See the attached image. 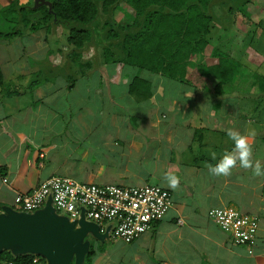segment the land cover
I'll use <instances>...</instances> for the list:
<instances>
[{
	"label": "crops",
	"instance_id": "0c3cea01",
	"mask_svg": "<svg viewBox=\"0 0 264 264\" xmlns=\"http://www.w3.org/2000/svg\"><path fill=\"white\" fill-rule=\"evenodd\" d=\"M49 3L0 0V20L42 18L39 7ZM12 42H0V211L52 176L156 184L170 191L172 206L138 238L120 241L132 264H264V176L239 162L228 177L212 176L206 166L233 149L229 128L248 137L253 162L264 166V122L254 118L251 98L239 88L244 75L218 92L204 74L186 72L179 81L104 57L97 66L80 54L45 60L48 47L28 35L24 48ZM11 50L33 63L12 59ZM165 172L180 178L176 189ZM221 206L258 219L254 255L207 216ZM96 240L92 259L100 249Z\"/></svg>",
	"mask_w": 264,
	"mask_h": 264
},
{
	"label": "trees",
	"instance_id": "16d2710c",
	"mask_svg": "<svg viewBox=\"0 0 264 264\" xmlns=\"http://www.w3.org/2000/svg\"><path fill=\"white\" fill-rule=\"evenodd\" d=\"M50 7L40 6L42 23L47 29L52 23L67 28L66 41L75 51L93 40L99 28L105 29L104 59L112 64L141 68L153 74L184 80L188 59L193 54L208 55L214 63L206 67L204 75L216 80L215 90L233 82L242 75L241 63L219 46L212 44L213 17L209 12L213 0H49ZM126 3L132 10L131 23L125 26L107 17L113 7ZM105 16V18H104ZM101 22V23H100ZM99 26V27H98ZM97 28V29H96ZM14 32H0L1 37ZM3 74L0 69V84ZM132 86H137V82ZM94 249H90L82 264H91ZM14 259L19 264H32V254L13 256L10 251L0 252V264ZM41 263L45 258L41 256ZM70 264H74L71 261Z\"/></svg>",
	"mask_w": 264,
	"mask_h": 264
},
{
	"label": "rangeland",
	"instance_id": "374dc122",
	"mask_svg": "<svg viewBox=\"0 0 264 264\" xmlns=\"http://www.w3.org/2000/svg\"><path fill=\"white\" fill-rule=\"evenodd\" d=\"M209 12L212 14L214 23L211 42L241 63L240 71L245 77L242 79L244 83H241L239 88L245 89L249 94L254 118L264 122V0H213ZM132 15L133 10L126 3L119 2L107 17L111 19V22L125 26L131 23ZM3 18L4 15H2ZM2 19L0 20V32H14V35L8 36L11 39L0 36V42L9 40L10 43L12 41L13 44L16 42L24 48L26 46L24 41L28 35L29 39L36 41V46H39V48L48 47L45 60L54 56V59L59 62L63 59L75 58L73 55L80 54L84 59H90V61H93V65L97 66L96 63L102 60L101 57H104V47L101 44H106L105 29L99 28L94 33L93 40L98 44L85 43L80 50L75 51L66 41L68 31L62 24L54 21L47 29L42 23L41 17L39 19L26 18L25 20ZM209 49L210 47L207 46L201 56L193 54L188 59L186 72L194 77L204 74L207 71L206 67L214 63V59L208 55ZM8 54L14 60L33 63V59L30 57L25 55L19 57L18 50H11ZM94 58L99 60L95 61ZM119 66L122 65L119 64ZM61 70L63 69L61 68ZM238 75H235L233 81ZM223 86L225 89L230 88L229 85H222L221 87ZM10 208L21 212L15 209L14 206H10ZM59 215L66 216L62 213H59ZM96 241L100 242V249L97 256L94 259L91 258L93 264H132L131 252L127 251L124 246L122 247L123 244L120 240L114 242L109 236L104 241L99 239ZM38 256L41 258V255Z\"/></svg>",
	"mask_w": 264,
	"mask_h": 264
},
{
	"label": "built area",
	"instance_id": "2783aa9c",
	"mask_svg": "<svg viewBox=\"0 0 264 264\" xmlns=\"http://www.w3.org/2000/svg\"><path fill=\"white\" fill-rule=\"evenodd\" d=\"M48 198L56 213L65 214L69 220H77L83 214L87 221L98 225L101 233L109 227L108 235L124 243H130L154 222L162 220L172 206L170 191L156 184L96 185L67 176H52L30 191L18 194L14 208L30 213L42 208ZM207 216L235 245L244 248L247 256L254 255L259 227L255 216L232 206L211 207ZM31 262L45 264L33 254ZM1 264L19 263L9 259Z\"/></svg>",
	"mask_w": 264,
	"mask_h": 264
},
{
	"label": "water",
	"instance_id": "95a60500",
	"mask_svg": "<svg viewBox=\"0 0 264 264\" xmlns=\"http://www.w3.org/2000/svg\"><path fill=\"white\" fill-rule=\"evenodd\" d=\"M108 229L101 233L98 225L83 214L77 220L59 215L50 198L43 208L30 213L6 206L0 211V252L7 250L13 256L38 254L46 264H82L90 249V237L103 240L109 237Z\"/></svg>",
	"mask_w": 264,
	"mask_h": 264
},
{
	"label": "clouds",
	"instance_id": "9594fccd",
	"mask_svg": "<svg viewBox=\"0 0 264 264\" xmlns=\"http://www.w3.org/2000/svg\"><path fill=\"white\" fill-rule=\"evenodd\" d=\"M227 136L233 141L234 147L230 152L226 151L215 165H206L209 174L215 177L231 176L232 170L239 162V166L242 169H252L255 176H264V166L261 165L259 160L253 162L252 146L248 141V137L232 128L227 130ZM215 158V153H213L212 159L215 160ZM164 179L167 181L168 187L172 189H176L179 186L180 178L175 174L165 172Z\"/></svg>",
	"mask_w": 264,
	"mask_h": 264
},
{
	"label": "flooded vegetation",
	"instance_id": "af4514ba",
	"mask_svg": "<svg viewBox=\"0 0 264 264\" xmlns=\"http://www.w3.org/2000/svg\"><path fill=\"white\" fill-rule=\"evenodd\" d=\"M90 240L92 241V240H93V238H92V237H90Z\"/></svg>",
	"mask_w": 264,
	"mask_h": 264
}]
</instances>
